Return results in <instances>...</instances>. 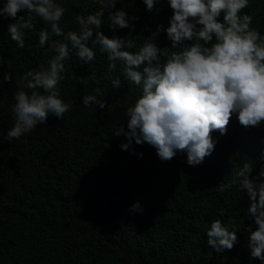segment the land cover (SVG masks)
<instances>
[{"label": "trees", "instance_id": "trees-1", "mask_svg": "<svg viewBox=\"0 0 264 264\" xmlns=\"http://www.w3.org/2000/svg\"><path fill=\"white\" fill-rule=\"evenodd\" d=\"M54 2L67 9L60 21L65 32L78 30L77 14L86 16L99 7L94 0ZM155 7L147 12L142 0L116 3L113 11L123 8L137 17L130 21L135 46L129 51L138 50L158 24L168 26L172 10L167 0ZM245 13L253 17L251 26L264 33V0H249ZM103 19L106 36L128 37V28L112 31L107 13ZM13 22L0 19V81L5 74L12 78L0 84V131L5 134L15 122L14 93L22 84V90L32 91L25 74L47 67L55 55L49 50L52 39H62L52 36L41 47L39 32L50 31V25L37 19L34 29L25 31V47L18 48L7 31ZM156 41L159 47L171 43L164 32ZM89 46L96 52L92 62L83 64L74 51L64 61L60 94L71 102L69 111L60 119L50 114L46 124L0 144V264H264L250 257L246 229L256 226L246 216L250 201L236 177L246 160L253 164L249 179L264 168V123L244 127L233 114L226 134L212 132L215 149L196 166L188 165L180 151L161 161L148 143L133 141L122 149L127 140L113 132L120 125L127 131L124 113L141 88L122 75L121 62L109 72L106 54ZM93 73L95 79H89ZM117 77L121 87L114 89L111 82ZM89 94L105 100V109L93 113L85 108L82 97ZM233 179L237 184L220 190ZM137 202L142 214L129 211ZM233 218L237 242L217 253L206 231L213 220L229 227Z\"/></svg>", "mask_w": 264, "mask_h": 264}, {"label": "clouds", "instance_id": "clouds-1", "mask_svg": "<svg viewBox=\"0 0 264 264\" xmlns=\"http://www.w3.org/2000/svg\"><path fill=\"white\" fill-rule=\"evenodd\" d=\"M94 2L99 5L95 12L77 14L78 30L67 32L60 26L67 9L54 0H4L0 6V19L14 20L7 31L18 48L25 47V31L33 30L37 19L50 25V31L42 28L39 32L41 47L52 36L62 37L51 41L49 50L55 55L48 66L25 74L26 87L32 91L22 90V84L14 93L15 122L6 134L0 131V144L46 124L50 114L60 119L69 111L71 102L65 103L60 94L64 61L73 51L83 64L95 60L96 52L89 42L106 54L109 72L116 70L119 61L122 75L141 88L140 96L124 113L127 131L120 125L113 132L127 140L122 149H129L133 141L137 145L148 143L161 161L173 159L180 151L186 153L188 165L196 166L215 149L212 132L226 134L233 114L244 127L264 123V33L251 26V15L242 14L249 0H167L172 10L168 26L158 24L136 51L129 49L135 46L130 21L137 17L129 16L123 8L113 11L118 0ZM142 2L147 12H153L161 0ZM106 13L109 29L128 28L127 38H109L101 31ZM161 32L170 46L157 45ZM89 79L94 80L95 73ZM11 80L5 74L0 84ZM111 83L114 89L121 87L119 77ZM82 104L93 113L97 107H106V101L96 94L84 95ZM252 167V162L244 161L236 177L239 189L246 190L250 201L246 216L256 226L253 230L250 224L246 229L250 257L264 262V168L249 179ZM234 184L237 179L224 183L220 190L231 189ZM129 211L142 214L143 208L137 202ZM220 215H224L223 210ZM206 234L208 245L217 253L231 250L237 242L235 218L229 220V227L213 220Z\"/></svg>", "mask_w": 264, "mask_h": 264}]
</instances>
